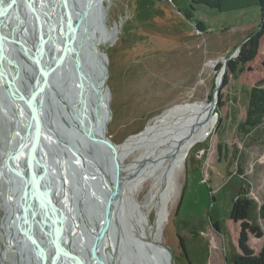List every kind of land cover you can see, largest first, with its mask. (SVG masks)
<instances>
[{"label":"water","instance_id":"95a60500","mask_svg":"<svg viewBox=\"0 0 264 264\" xmlns=\"http://www.w3.org/2000/svg\"><path fill=\"white\" fill-rule=\"evenodd\" d=\"M96 5L0 0V114L12 131L0 146L7 206L6 213L0 210V227L9 222L2 242L10 264H174L172 249L160 238L139 249L118 229L127 212V167L119 153L112 167L106 151L117 144L108 137L111 70L97 34L104 23L94 26L91 18ZM236 52L216 75L207 101L211 111ZM54 179L61 181L58 187ZM80 209L95 220L89 229L77 215Z\"/></svg>","mask_w":264,"mask_h":264},{"label":"rangeland","instance_id":"374dc122","mask_svg":"<svg viewBox=\"0 0 264 264\" xmlns=\"http://www.w3.org/2000/svg\"><path fill=\"white\" fill-rule=\"evenodd\" d=\"M223 8L191 0L102 1L96 26L102 19L97 34L111 70L108 137L114 143L126 142L166 109L209 100L223 60L263 19L254 0H226ZM263 80L264 33L251 62L234 72L226 68L211 132L193 144L181 166L166 173L165 159L158 158L135 183V200L144 203L148 221L154 210L146 199L161 189L172 197L160 239L172 249L174 264H233L240 227L229 212L236 199L253 202L250 219L262 236L249 234L248 244L255 253L264 246V219L258 214L264 202V116L248 134L241 127L248 91ZM9 132L11 123L0 114V146ZM137 154L122 155L130 177L138 173L132 166ZM3 190L0 183V210L6 213ZM2 227L0 264H10Z\"/></svg>","mask_w":264,"mask_h":264},{"label":"bare ground","instance_id":"6f19581e","mask_svg":"<svg viewBox=\"0 0 264 264\" xmlns=\"http://www.w3.org/2000/svg\"><path fill=\"white\" fill-rule=\"evenodd\" d=\"M102 1L103 0H97V5L94 9L93 15L91 16L94 26H96L100 18ZM17 24L18 23H15L14 27H16ZM18 30L20 31L21 29L18 28ZM74 67L77 66L74 64ZM102 70L104 71L105 68L103 67ZM73 83L75 84L74 86L77 87V84L74 81ZM65 91L66 90H64L63 93H65ZM7 115L9 116V113ZM215 121L216 116L214 115L213 109L212 111L210 110V105L206 101H197L190 104L180 105L166 109L161 114L152 118L144 130L132 135V137L126 142L117 144V146L112 145L106 149L107 154L111 156L110 158H112L110 163L112 167L114 166L113 160L115 159L116 154L119 153V155L122 156L123 154H127L129 152H138L132 164V166L137 168L138 173L136 176L130 177V166L125 163L127 171L124 194L127 200V212L123 213L122 218L124 220H121L118 226V229H122L124 234L128 236L136 248L138 247L141 249L142 246H145L149 249V246L152 244L149 241L150 238H153L154 240L160 238L161 228L169 215V205L172 201V197H167V195H165L166 192L164 193L162 191L163 189H161L156 195L153 197L150 196L146 199L145 205L150 204L154 210L153 220L148 221L146 213L143 210L144 203L135 200V183L141 181L146 176L147 172L145 173V170L149 168L151 163L157 161L158 158L165 159L168 165L167 167H164L165 169L167 168L166 173H168L171 168L181 166L193 144L203 139L211 132ZM11 136L12 131L9 132V138H11ZM54 149L58 151V154L62 153L61 147L55 143L53 145V150ZM4 151H7V149ZM61 157H63L62 154ZM63 160H65V157H63ZM65 166H69L68 161H66ZM140 170L143 172L142 178L140 177L142 176ZM57 180L58 181L54 179L53 183L58 187L61 181L59 179ZM64 182L65 181L62 180L63 184ZM101 182H104V180H101ZM81 223L85 229H89L91 227V225L86 221ZM2 225H5V230L8 233L9 222L2 223ZM111 226L113 228L114 224ZM128 226L132 230V234H129ZM107 243H109V239L107 240ZM124 245L125 244L122 246L124 247ZM110 248L112 249L111 242ZM123 249H117V252L119 251V254L125 256V250L123 252Z\"/></svg>","mask_w":264,"mask_h":264},{"label":"trees","instance_id":"16d2710c","mask_svg":"<svg viewBox=\"0 0 264 264\" xmlns=\"http://www.w3.org/2000/svg\"><path fill=\"white\" fill-rule=\"evenodd\" d=\"M226 0H191L192 3L205 5L211 8H217L222 11L223 3ZM230 0H227L229 2ZM259 7L262 16V22L256 32L246 37L233 59L228 60L227 69L234 72L237 68L251 62L258 51L259 39L264 33V0H254ZM247 4H244V6ZM239 8V6L230 7ZM189 16V12H185ZM221 66V65H220ZM264 116V80L253 85L248 91L247 108L245 121L242 124L244 134H248L254 127L261 123ZM244 126V127H243ZM179 206V204H178ZM254 208V204L249 199L234 200L232 203L229 219L235 223H239V233L237 239L238 253L233 256V264H264V246L258 253L248 244L249 234L255 237L262 236V230L259 225L251 221L250 214ZM258 214L264 219V202L259 206Z\"/></svg>","mask_w":264,"mask_h":264},{"label":"flooded vegetation","instance_id":"af4514ba","mask_svg":"<svg viewBox=\"0 0 264 264\" xmlns=\"http://www.w3.org/2000/svg\"><path fill=\"white\" fill-rule=\"evenodd\" d=\"M10 19V16H9V14L8 13H6V19H5V23H7L8 22V20ZM55 200H57V204L55 205L56 206V208H57V212H59V198H58V196L55 198ZM77 200H80V196H77ZM80 212H81V216L79 217L80 218V220L83 222V221H86V222H88L90 225H94L95 224V220H92V221H90L86 216H85V214L83 213V211L80 209L79 210ZM73 235V234H72ZM29 257H30V255H29Z\"/></svg>","mask_w":264,"mask_h":264}]
</instances>
